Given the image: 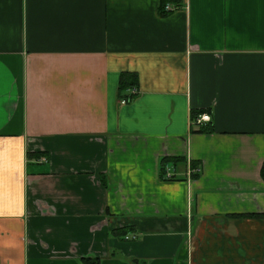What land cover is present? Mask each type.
Masks as SVG:
<instances>
[{
    "label": "crops",
    "instance_id": "crops-1",
    "mask_svg": "<svg viewBox=\"0 0 264 264\" xmlns=\"http://www.w3.org/2000/svg\"><path fill=\"white\" fill-rule=\"evenodd\" d=\"M161 3L0 0V264H264V0Z\"/></svg>",
    "mask_w": 264,
    "mask_h": 264
},
{
    "label": "trees",
    "instance_id": "trees-1",
    "mask_svg": "<svg viewBox=\"0 0 264 264\" xmlns=\"http://www.w3.org/2000/svg\"><path fill=\"white\" fill-rule=\"evenodd\" d=\"M167 0H162V3H161V9L163 8V6L165 5ZM177 2V1H175ZM136 80V75L134 74H130V73H123L120 75V80H119V84H118V97L119 98H125L128 102L129 100L132 98V97H135V96H131V95H128L127 94V91L130 89V87H134L135 85V81ZM195 117H193L194 119ZM213 130H212V126H211V123H205L201 126L199 125H193L192 126V129H191V132L192 133H211ZM28 156V159H31L33 157H40L39 155H35V154H31V153H28L27 154ZM173 161H176L174 159H167V158H164L160 161V173L161 175L163 174V170H164V167L165 165H167V163L169 162H173ZM261 177L262 179L264 180V165L261 169Z\"/></svg>",
    "mask_w": 264,
    "mask_h": 264
},
{
    "label": "built area",
    "instance_id": "built-area-1",
    "mask_svg": "<svg viewBox=\"0 0 264 264\" xmlns=\"http://www.w3.org/2000/svg\"><path fill=\"white\" fill-rule=\"evenodd\" d=\"M175 9H176V7L169 5V4H166L165 6H163L162 11L168 13V12H173ZM137 93L138 92L135 88L128 91V95H131V96H135V95H137ZM119 102L122 105L128 103V101L125 98L120 99ZM209 122H210L209 115L208 114H201V115H198L196 118H194L191 121V126H193V125L194 126L195 125L201 126V125H203L205 123H209ZM194 170H191L190 172L196 173L197 170H195V171ZM164 176H165V179H170L172 177V171L167 167L165 168ZM135 238H136L135 235H132L131 237H126V239H131V240H134Z\"/></svg>",
    "mask_w": 264,
    "mask_h": 264
}]
</instances>
